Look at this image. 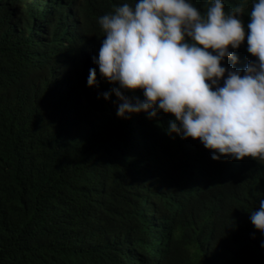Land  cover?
<instances>
[{
  "label": "trees",
  "instance_id": "1",
  "mask_svg": "<svg viewBox=\"0 0 264 264\" xmlns=\"http://www.w3.org/2000/svg\"><path fill=\"white\" fill-rule=\"evenodd\" d=\"M253 2L222 0L246 7L245 26ZM123 3L0 0V264H264L250 220L264 161L213 160L163 111L117 115L118 84L92 58L99 18ZM229 51L222 66L241 73L256 59L247 39Z\"/></svg>",
  "mask_w": 264,
  "mask_h": 264
},
{
  "label": "clouds",
  "instance_id": "2",
  "mask_svg": "<svg viewBox=\"0 0 264 264\" xmlns=\"http://www.w3.org/2000/svg\"><path fill=\"white\" fill-rule=\"evenodd\" d=\"M245 12L244 5L226 12L222 0H212L203 14L191 0H135L101 16L104 38L92 59L101 77L118 84L112 89L121 102L117 115L146 112L154 118L163 111L175 118L169 133L199 139L219 154L213 160L264 161V0H254L246 26ZM245 39L256 59L243 73L222 66L225 58L238 62L229 48ZM96 76L90 69L89 87ZM137 90L143 99L124 95ZM250 214L264 233V199Z\"/></svg>",
  "mask_w": 264,
  "mask_h": 264
},
{
  "label": "rangeland",
  "instance_id": "3",
  "mask_svg": "<svg viewBox=\"0 0 264 264\" xmlns=\"http://www.w3.org/2000/svg\"><path fill=\"white\" fill-rule=\"evenodd\" d=\"M29 2V1H28Z\"/></svg>",
  "mask_w": 264,
  "mask_h": 264
}]
</instances>
